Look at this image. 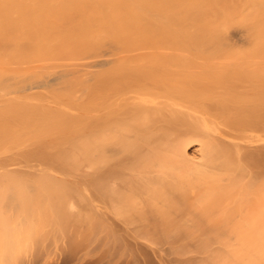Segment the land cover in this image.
I'll list each match as a JSON object with an SVG mask.
<instances>
[{
	"label": "bare ground",
	"instance_id": "1",
	"mask_svg": "<svg viewBox=\"0 0 264 264\" xmlns=\"http://www.w3.org/2000/svg\"><path fill=\"white\" fill-rule=\"evenodd\" d=\"M6 162L53 168L30 184ZM0 164V264L77 234L58 175L94 178L89 231L106 245L264 264V0H0Z\"/></svg>",
	"mask_w": 264,
	"mask_h": 264
},
{
	"label": "rangeland",
	"instance_id": "2",
	"mask_svg": "<svg viewBox=\"0 0 264 264\" xmlns=\"http://www.w3.org/2000/svg\"><path fill=\"white\" fill-rule=\"evenodd\" d=\"M56 86H57V84H55V87ZM25 87H27V86H25ZM25 87L22 86L21 89H17V90L18 91L22 90ZM27 89L29 90V87L25 88L24 91H26ZM28 90H27V92H23V90H22V93L28 94V92H29ZM38 90H42V89L40 88ZM29 93H34V92L31 91ZM39 95L40 94H38V96ZM46 118H48V117H46ZM48 119H47V121H48ZM77 119L80 120V118H77ZM77 119H74V120L76 121ZM74 120H71V121L73 122ZM39 123L38 122L32 123L31 126H33V127L30 129H31L33 135L31 132H28V135H29V133H31V136H33V138L35 139L34 143L30 141L31 140L30 138H32V137H28L30 140L25 138L26 140H29L31 142V143L30 142H28V143H30L32 146H36V145L40 146L42 143V142L37 141L41 137L36 138V137H38V135L40 136L42 134H38L34 131L35 129L38 128ZM34 124L36 126H34ZM80 128H81V125H80ZM67 129H69V128H67ZM75 132H76V130H75ZM60 133H61V131L59 132V134ZM68 133H69V131H68ZM76 133H75V136H76ZM57 134H58V132L56 134H54L55 136H51V135L50 136L47 135V136L51 137V139H52V137L55 138L54 142H56V140H57L60 143H62V145H61L59 142H57V144L59 143L61 146L54 143L57 146H59V147L63 146L64 147V143L62 141H65V137H67L68 134L66 133L67 136L61 135V137L63 136L61 139L62 141H60V139L58 138L59 135L56 136ZM78 134H80V133H78ZM28 135L26 134V136L24 135L23 137H27ZM91 135H92V133H91ZM81 136L80 137L76 136V137L81 138ZM69 137H71V136L69 135ZM23 140H24V138H23ZM46 140L51 142L53 139L49 140V138H48ZM66 140L69 141V138ZM77 141H79V140H77ZM52 142H51V146H52ZM81 142H82V140H81ZM72 143H73V141H72ZM54 144H53V147H57ZM77 144L81 145V143L79 144V142ZM70 145H72V144H70ZM42 146H43V144H42ZM67 146H69V145H66V147ZM46 147L49 148L50 144H49V146H46ZM46 147H45V149H46ZM66 147H65V149H66ZM41 148H44V147H41ZM192 150L193 149L190 150L191 154H193ZM41 152L42 151H40V153ZM7 162L9 163L10 161H7ZM7 162L5 164H8ZM45 163H47V162H45ZM45 163L39 164L36 162L37 167H35V162H28V163L24 162L23 164L21 163V165H17V166L12 165L11 167H10V164H8V165H6V167L8 169H14V168L31 169V170H34V172L38 169L53 168V167H46ZM50 163H52V162H50ZM5 164L4 165L0 164V165L5 166ZM52 164H53L52 166H55L54 163H52ZM56 166L61 167V168H68V169L75 167V166H71V165L70 166L56 165ZM38 172L39 171H36V173H32L31 174L32 176L30 174H28V175H30V177L28 175H26L24 178V181H22V182H26V183H30V184L36 183L37 181H34L35 179H37L36 175L37 176L41 175V173H38ZM58 176L59 177H56V179H54L53 182L55 184H57L56 182H58L59 184H63L65 186V187H63V189H61V191H63V193L65 194L64 205H65V207L67 209V213H68L66 221L64 222V225H66L68 228H73V229L77 230V234L75 233L76 235H74L70 238L65 237L62 240L60 239V240H58V243H57V241H54L53 239H52V242L48 240V241H45L46 243H44V241H43L44 238L50 239L51 237H43V238L41 237L42 238V240H40L41 242L37 240L39 243L38 247H37V244L36 245L34 244V242L31 245L29 244L30 246L25 244V246H23L21 248L22 249L21 251L25 257L24 260H26L25 264H27V263L28 264H31V263L34 264L36 261H37L36 264H150V262H151V264H183V263L187 264L186 258L188 256L191 257V256L195 255V254L189 253L188 255L185 254V256H180L182 254L175 253L173 250V247L168 242L152 241V240L142 239V238L138 239L136 241H129L130 239L128 241L118 239V240H116V242L114 244L106 245L104 243V239L102 237L96 238L89 231L92 228V226L95 224L94 220L96 219V217H95L96 215H94V214H96L95 199L92 196L93 195L92 192H90L86 187H84V185L86 183H88L87 180H89V177H87L88 178L87 179L84 176L87 179V180H85V178L83 176L80 177L77 175H75V176L70 175V177H67V178L66 177L64 178V176H62V175H58ZM76 177L79 179H77ZM89 181H90V184H93L94 178H93V180L91 179ZM34 193H35V196H34L35 200L37 202H39L40 210L39 209L38 210L41 213V214H38V216L36 218L37 219L36 222L39 223V225L41 224V226L50 225V223H51V211L47 205L48 199H46L45 196H43L39 192H37L36 189H35ZM10 206H11L10 207L11 210L9 212L11 214V217L14 219V217L17 216L18 213L20 214V210L16 209L19 207L17 199L13 198L12 201L10 202ZM16 211H18V213H17V215L14 216V214H15L14 212H16ZM39 211L37 213H39ZM18 219H19V221H17ZM20 219H22V218H20L18 215L17 217H15L14 220H16L17 222H20ZM22 221H23V219L21 220V222ZM42 242L44 243L43 245H45L46 248H47V245L49 243H51V245L48 247L49 249L47 248L48 251L45 249V246L42 245ZM39 246H41V247L43 246V248H41V247L39 248ZM29 247H31V248H29ZM35 247H36V249H35ZM38 248L40 251L38 250ZM28 249H31V250H28ZM32 249H34L35 251ZM36 250L38 251V253L41 256L39 254H38L39 256L36 254L37 253ZM41 250L43 252H41ZM45 250L47 251V253L45 252ZM30 251H31V253H29ZM33 253H35V254H33ZM33 255L34 256L37 255L36 256L37 260L35 258V261L33 260L34 263L30 262L29 260L27 261L28 258L31 260L34 257ZM185 259H186V261H185L186 263L184 262ZM188 259H189V257H188Z\"/></svg>",
	"mask_w": 264,
	"mask_h": 264
}]
</instances>
